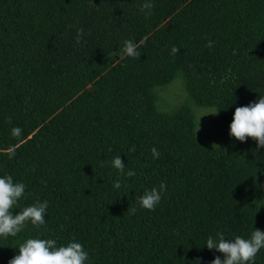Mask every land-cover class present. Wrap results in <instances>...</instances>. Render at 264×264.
Instances as JSON below:
<instances>
[{
    "label": "trees",
    "instance_id": "16d2710c",
    "mask_svg": "<svg viewBox=\"0 0 264 264\" xmlns=\"http://www.w3.org/2000/svg\"><path fill=\"white\" fill-rule=\"evenodd\" d=\"M144 2L0 0V177L25 185L13 214L48 202L44 225L0 237V264L29 238L80 243L85 264H211L224 255L209 236L264 232V147L210 144L195 120L217 111L229 130L264 96V0H151L150 14ZM126 40L139 58L122 54ZM178 77L188 102L163 110L158 92Z\"/></svg>",
    "mask_w": 264,
    "mask_h": 264
},
{
    "label": "clouds",
    "instance_id": "9594fccd",
    "mask_svg": "<svg viewBox=\"0 0 264 264\" xmlns=\"http://www.w3.org/2000/svg\"><path fill=\"white\" fill-rule=\"evenodd\" d=\"M154 7L151 0H145L141 4L140 10L150 14ZM84 30H76V42L81 41ZM211 47V42L208 44ZM137 43L126 40L123 43L121 52L123 55L132 58H139ZM179 49L172 47L171 53L175 55ZM217 111L208 114H216ZM206 115V114H205ZM203 116V115H202ZM18 132L19 129H14ZM229 134L238 141H245L252 138L257 142V148L264 147V96H259L255 102L247 106L237 107L233 114L232 122L229 125ZM134 150V146L130 151ZM154 158H159L157 149H151ZM112 167L124 173L125 165L120 156L111 161ZM128 177L135 176L134 171H127ZM114 187L119 188L120 182L116 181ZM166 184L161 183L158 187L146 189L138 198V204L142 209L152 211L161 201ZM25 193L23 183L14 182L12 176L0 177V237H15L24 228L26 222L39 227L44 225V215L48 207V202H37L27 206L13 214L17 202ZM128 210V209H127ZM135 207L130 209L131 214H135ZM208 249H215L224 255V259L216 257L211 264H254L257 253L264 248V232L255 229L250 238L236 236L234 240L228 241L223 233L217 232L216 237L209 236L206 241ZM19 254L8 261V264H85L88 260V253L82 244L70 242L66 246H57L55 239L29 238L19 245Z\"/></svg>",
    "mask_w": 264,
    "mask_h": 264
},
{
    "label": "rangeland",
    "instance_id": "374dc122",
    "mask_svg": "<svg viewBox=\"0 0 264 264\" xmlns=\"http://www.w3.org/2000/svg\"><path fill=\"white\" fill-rule=\"evenodd\" d=\"M179 79L181 78H176L158 92V105L161 109L169 110L180 105L181 103L188 102ZM213 112L214 111L210 109L195 110L197 134L202 140L210 144L221 145L226 143L227 139L230 137V134L229 130L218 123L215 114H208Z\"/></svg>",
    "mask_w": 264,
    "mask_h": 264
}]
</instances>
